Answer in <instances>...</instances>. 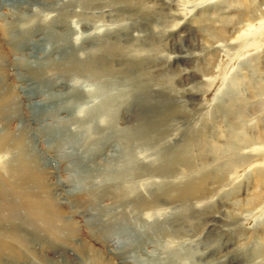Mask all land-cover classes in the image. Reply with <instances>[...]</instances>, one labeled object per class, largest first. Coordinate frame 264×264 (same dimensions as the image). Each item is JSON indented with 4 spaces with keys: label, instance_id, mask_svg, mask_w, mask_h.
Returning a JSON list of instances; mask_svg holds the SVG:
<instances>
[{
    "label": "rangeland",
    "instance_id": "1",
    "mask_svg": "<svg viewBox=\"0 0 264 264\" xmlns=\"http://www.w3.org/2000/svg\"><path fill=\"white\" fill-rule=\"evenodd\" d=\"M61 11L69 15L66 29L74 31L72 57L91 62L104 56L98 66L112 70L113 96L126 97L113 106L112 132L137 128L145 136L131 148L134 170L122 181L90 173L123 167L125 150L112 140L100 141L95 153L74 141L49 146L58 119L78 134L69 120L84 112L68 108L47 83L20 78L26 69L17 61L30 48L18 47L11 15L34 13L42 20ZM105 46L115 50L107 58ZM0 63V220L23 201L14 179L22 183L29 174L38 184L29 190L50 200L52 214L61 226L70 223L74 235L70 246L39 241L30 256L23 241L26 249L17 237L0 234V264L14 256L18 264H84L91 253L109 249L125 251L128 259L115 257L116 264H264V0H0ZM138 72L141 86L127 87L125 78ZM147 99L163 122L162 141L149 127L154 111L142 105ZM109 130L95 125L92 135ZM187 138L193 142L189 168L174 160L172 177L156 175ZM15 161L30 164L27 172ZM186 180L194 182L188 196L199 197H172L171 185ZM126 194L131 200L118 203ZM142 203L149 209L141 212ZM124 212L139 227L129 238L114 222ZM96 224H103L97 237ZM106 237L112 243L102 244ZM13 247L19 253L10 254Z\"/></svg>",
    "mask_w": 264,
    "mask_h": 264
},
{
    "label": "bare ground",
    "instance_id": "2",
    "mask_svg": "<svg viewBox=\"0 0 264 264\" xmlns=\"http://www.w3.org/2000/svg\"><path fill=\"white\" fill-rule=\"evenodd\" d=\"M42 2H44V5L42 7L48 10L47 2ZM75 2L77 3L78 1ZM11 16L13 20L8 25L11 29L12 36L18 43V47L24 49L30 48V50H28L30 51L29 55L27 57H22V59L20 58L19 62L17 61L19 67L26 69L25 73L19 74L20 78L23 80H32L36 82L42 81L44 85H46L47 83L46 87H49L52 91H54L55 96L67 99V101H65V104L68 108H74L76 111L84 112L83 116H73L69 120L70 123L75 124L79 127L78 134H73L68 131L65 126L66 123L64 124V122L58 119L57 126L49 129L48 134L51 135L50 130L54 132V134L52 133L53 136L51 135L52 137L48 138L50 139L49 146H52V148H54L55 150L61 145H67V143H73L74 141L89 148V150H94L95 153V151L98 149L97 146L100 141L112 140L115 143H118L123 148V150H125L122 158L123 167L101 168L100 166H98V168L96 169L93 168L90 173L93 174V176H97L99 178L110 177L115 181L124 180L123 178L127 175L132 174V170H134L131 169L130 166V163L134 162L131 148L134 146V144H140L141 140L144 139L145 136H143L141 129L137 128L136 130L123 135L118 134L114 130L112 132L111 117L113 115V106L118 103H123L126 97L123 94H120L119 96L117 95L116 97L113 96L112 87L114 82L109 79L113 72L107 65L98 66L100 59H104V56L99 60H97V58L96 60L93 59L91 62L77 61L72 57L70 51L68 50V45L72 43L69 36L73 34L74 31L71 27L66 29V26L69 25V15L63 13V11H61L60 14L57 13L55 17H45V20H41L40 17L34 13L31 14L28 18H24L23 15L20 16L16 14ZM61 29L63 30V32L59 33L61 35L60 37H57V31H61ZM58 46H60V48ZM59 50L63 51L61 52L62 56L57 55ZM102 50H105V58L109 57V55H112V53L115 52V50L110 48V46H105ZM106 61H108V59ZM2 69L3 68L0 63V71ZM141 79H143V75L141 74V72H138L137 75L132 78H125V84L127 87H133L135 89L137 85L139 87L141 86V83L138 81ZM60 82L62 83V86L65 85L67 87L66 91H62L61 87L58 86V83ZM142 105L145 106V109L154 111V114L150 117L151 125H149V127H153L154 131L160 133V138H162L160 141L164 140V138H167V136H162L163 131L165 132V128L163 122L155 116L156 110H154L155 108L152 105L150 99L144 101ZM55 111L57 112L58 110ZM41 125L42 124L40 123L39 128L41 127ZM95 125H100V127L104 131H108L109 129L111 130H109V134L105 133L102 134L104 136L95 137L94 135H92L93 127ZM43 128L44 127H42L39 132H42ZM192 144L193 142L191 141V139L187 138L185 144L186 147L176 150L177 152L173 154V156L171 157V161H168L169 163L167 162L166 164H164L162 168L155 174L165 179L172 177V175L174 174V170L172 169L174 160L182 162L189 168V163L187 161L190 155L187 153V150H189ZM13 146L15 149H18L19 147H21V144L19 145V143H16ZM204 146L206 147L207 144L204 143ZM34 157L35 154L33 155V159ZM28 158H26L25 160H29ZM90 159L94 160L95 156H92ZM32 162L34 163V160ZM15 165L18 170L21 166L24 165V172H27L30 166V164H24V161H17ZM24 175V177L26 178L23 177L25 180L23 179L22 183L21 181L19 182L17 181V179H14V181L19 183L20 187H22L21 196L23 201L19 207H15V205H13L15 207V211H9L8 213H5L6 217L3 220H0V234L4 236L9 234V236L17 237V239L19 240V244L20 241L21 243L24 242L27 246V249L22 244L20 245L29 252L30 256L31 253L34 252L36 244L42 241V243L48 244L52 240L57 239L59 244L65 245L66 242H68V246L72 245L74 242V235L72 232L68 231L70 223L65 222L61 226V224L59 223L60 220L58 218L59 215H54V213L52 214L53 210L52 212L50 210V200L47 199V201L46 199H44V197L39 194V191V193L35 191V188L29 190L30 186L35 187L36 185H38L33 184L32 180L34 176L30 177L29 174ZM191 181L192 180H186L183 184L178 186L171 185L172 190L175 191V196L172 197H176V199L182 198V200L189 197H192L191 199L199 197L196 196V194L188 196V194L192 192V186H194V182ZM167 187L168 185L166 186V188ZM172 190L166 194L169 199H171L170 196L174 193V191ZM121 200H119L118 203L123 204L124 202H128L129 200H131V197L129 194H126L122 197ZM15 203L16 199L14 200V204ZM121 207H123V205H121ZM140 209L141 212H144L149 209V207H146V204L142 203ZM127 214L128 212H124V214L119 219H116L114 221L121 225V231L118 234H120L123 238L128 237V232L136 233L137 229L139 228L138 225L127 219ZM102 226L103 224L93 225L96 237ZM110 239L112 238H103L101 239V243H107L106 245H108V243H112ZM1 245L2 244L0 243V251L2 250ZM110 245L111 244H109V246ZM13 251L15 253H19V250L15 247L10 250V254H12ZM119 251L122 252L124 251V249H109V254H104L97 251L95 253H91V257H87L86 260L83 261L84 264H116L114 262V258L118 257L121 263H125L124 260L128 259L126 256H124L125 251L120 255ZM178 263L179 262H172L171 260L169 262H164V264ZM9 264H18V262H16L15 256L13 257V260L11 259ZM154 264L159 263L155 261Z\"/></svg>",
    "mask_w": 264,
    "mask_h": 264
}]
</instances>
